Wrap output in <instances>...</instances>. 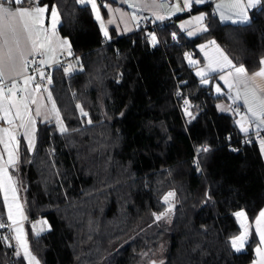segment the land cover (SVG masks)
<instances>
[{"label":"trees","instance_id":"obj_1","mask_svg":"<svg viewBox=\"0 0 264 264\" xmlns=\"http://www.w3.org/2000/svg\"><path fill=\"white\" fill-rule=\"evenodd\" d=\"M38 4L47 14L55 5L57 33L74 54L70 73L54 69L50 87L66 131L38 122L33 150L21 138L11 170L25 182L29 245L41 264H146L153 256L159 264L251 262L252 230L243 250L231 241L241 230L235 214L251 225L264 206L260 145L228 148L225 136L236 142L240 135L233 117L218 110L222 97L193 74L187 55L214 39L236 65L258 70L264 2L245 25L221 23L208 11L207 31L193 38L164 24L153 48L140 30L103 44L90 6L76 0ZM177 74L193 116L187 123L173 97ZM201 145L209 151L195 159ZM39 217L50 230L35 236L30 223ZM0 264L26 262L0 238Z\"/></svg>","mask_w":264,"mask_h":264},{"label":"crops","instance_id":"obj_2","mask_svg":"<svg viewBox=\"0 0 264 264\" xmlns=\"http://www.w3.org/2000/svg\"><path fill=\"white\" fill-rule=\"evenodd\" d=\"M39 1L40 0H30L29 3H26L24 5V7L31 8L37 6ZM162 2L167 3L169 5L177 2H180L182 4L183 0H99L97 6L100 11L101 20L104 25V28L102 29L103 35L105 30L108 33L107 36L104 35V40H109L110 38L115 40L121 37L134 34L135 32L138 31V28L136 26V21L140 16L145 17L148 21L161 24V26L164 24H169L174 22L175 27L177 29V35L181 34L186 38H193L198 34L205 32L202 29L206 27L205 17L208 14V11L212 13V15L215 16L221 23L231 24V25H245L248 24L250 21V12L253 9L259 7L260 4L264 2V0H261L260 4H257L256 6L252 8H248L246 10L248 17L246 21H243L240 17L236 16L234 14V10L228 8H224L223 11L225 12L226 15L231 16V18L224 20L221 19L220 12L217 11L216 9V4L227 5L231 3L232 0H214L213 2H209V0H205L203 4L193 3L191 9H186L179 12H173L169 7H159L158 5ZM244 2L247 3V0H244ZM132 3H137L138 5H140V7L133 8L131 7ZM31 4L34 5L31 6ZM86 5H89L91 8L90 4H86ZM205 7L208 10H200ZM92 13H93V17L101 27V20L96 19L95 12L92 11ZM201 14H204V20L201 22H197L199 23L200 26L197 30H194L192 32L193 34L190 36L188 33L190 32L191 26L188 25L186 22L194 20V17L199 16ZM110 20L112 21L111 23H109ZM233 21L236 22L234 23ZM182 25L184 27H181ZM44 27L51 29V26L48 23ZM16 30L19 38V48L17 49L14 44L12 45L14 63L16 67H15V71L8 73V75H12L17 82L20 80L21 87L26 88V91L23 92L19 90L17 91V101L20 103L21 113H24V109H23L24 103L28 105L29 109H33L35 115L37 108H39L40 115L39 116L36 115V117L38 119V122H41L47 120L45 117L50 114L48 111L49 110L48 108H50L49 102L46 101L45 99H40L38 101L36 100V102L33 103L32 102L33 100L28 99V101H25V99H23L26 96V94L30 92V88L28 87L31 84L32 86L35 85H34V81H32L28 85H23V78L27 75H25V71L23 70V64L21 61L20 53L22 52L26 59L31 58L33 55L37 53H43L42 54L43 60L47 61L43 65L52 66L57 62L60 53L62 51H65L63 46H61V42L64 39H61L59 37L57 30H56V35L51 36V44H49L48 41L45 40L42 35L38 43L40 42L44 43L45 45L44 48L38 49V52L35 54H30L32 53V45L28 39V34L24 32L22 25L18 23L16 24ZM49 35H51V33H49ZM211 41H215V40L210 39L205 42L197 44L196 55L195 56L192 54L187 55V65L192 69L193 74L199 80H201V83L204 86H208L210 84L213 93L216 96L222 97V100L219 103L225 102L224 105H226V107L229 105L230 112H224V113H227L233 117L234 125L238 133L245 134V132L241 131L240 124L237 122L241 121L242 116L247 115L249 116V118H251L250 114H248L247 112V106L244 104V100L246 98L248 99L249 103L257 110L259 109L260 100L264 99V77L255 75L261 69H264V64L260 63L258 70H256L255 72H248L245 69L246 70L245 74L237 73L235 72V67H240V66L236 65L231 60V58L225 53V51L220 47V45L216 41H215V45L212 44ZM0 44H2V41H0ZM224 57H227V60L231 61L232 66L228 65ZM262 59H264V57H262L261 60ZM190 60L195 61L196 63H190ZM210 64L212 68L216 69L215 71H212L210 69L209 67ZM202 70L205 72V75L203 77L201 75H197V73ZM229 73H231V75H229ZM221 76H223L224 79H220ZM202 80H207L208 83H203ZM225 81H228V83L231 84L232 87L229 88L228 84H226ZM217 87H220L221 92H224L225 94H216L215 91ZM233 88H235V90L237 91L236 94L230 93V91ZM2 115L3 114L0 113V116ZM12 115L13 117L15 116V109H12ZM22 116L25 117L26 115L23 114ZM192 118H193L192 115L187 117L188 120ZM2 122L6 123L4 120H2ZM15 122H18V120H15ZM244 123L246 127H249L250 129L249 132H257L254 125H249L246 121H244ZM260 131H264V130H260ZM260 150H261L262 158L264 160V151H262L261 145H260ZM0 154H3L5 159V153L3 152L1 147H0ZM10 169L11 168H9V173L11 174ZM12 177L13 180L16 182L17 181L16 176L12 175ZM2 194L4 197L3 191ZM10 196L11 193H9V197ZM6 209L8 213L7 206ZM261 211H264V206L261 209ZM260 212L253 220L251 225H249L247 229V235L245 236L242 246L240 245L239 241L237 244V246L240 248L239 251L243 250L245 244L249 239V235H250L249 229H251L256 238V244L253 249L254 258L251 262L247 264H261V261H264V257L259 255L256 251L257 248H260L261 251L264 252V243H261L260 234L257 231L258 227L261 230H264V222H262L260 225H257L256 223L257 220L261 219ZM13 215L15 219H21L23 222H26V219L21 218L15 206H13ZM30 226L35 231V236H40L50 230L49 224L45 218L32 221V223H30ZM244 234L245 233L241 235Z\"/></svg>","mask_w":264,"mask_h":264},{"label":"snow or ice","instance_id":"obj_3","mask_svg":"<svg viewBox=\"0 0 264 264\" xmlns=\"http://www.w3.org/2000/svg\"><path fill=\"white\" fill-rule=\"evenodd\" d=\"M30 0H0V41H2V44H0V113L3 115L0 116V119L4 120L10 127L9 128H2L0 129V144H3L4 146V153L7 155V159H4V155L0 154V191H3L4 193V201L5 204L8 207V221H11V223H7L0 218V228L8 227L12 231H15L16 236L15 239L20 242L21 247L24 248V254L25 257L28 259L29 264H39V261L36 259L35 256L31 254V252L27 249V244L25 240L23 239V229L20 226L13 227L14 225H18V221L14 218L13 215V206L16 207L17 212L21 216V218L26 219V217L23 216V212L21 209V206L16 203L17 200V188L15 187V181L13 180L12 175L9 173V168H12L15 170V165L18 162L19 157V151H18V141L15 134V128L17 125L15 124V120H21V123L18 125L20 128L25 127V123L23 122V116L21 113V106L20 103L17 101V91H26V88L21 87V85L16 81V79L12 75H8V73L15 71V63H14V57H13V48L12 45L14 44L16 48H19V38L16 30V24H20L23 27L24 32L28 34V39L31 42L32 45V53L35 54L38 52V49L44 48V43L38 41L40 40L41 36L43 35L44 39L48 41L49 44H51V36L56 35V26L59 23V13L53 5L50 10V16H51V29L44 27V14L45 12L49 11L47 6H34L31 8L24 7L26 3H29ZM79 4H90L91 9L93 12H95L96 19L101 20L100 11L98 9L96 0H76ZM205 0H183L182 4L180 2L173 3V4H167V3H160L159 7H169L173 12H179L186 9H191L193 3L196 4H203ZM261 0H247V3L244 2V0H232L231 3L224 5V4H216L217 11L220 12L221 19H230L231 16L226 15L223 11L224 8H228L231 10H234V14L238 17H240L243 21H246L248 19L246 10L248 8H252L256 6L257 4H260ZM131 7L138 8L140 5L137 3H132ZM135 18V17H133ZM160 18V17H158ZM123 20V17H122ZM195 22H201L204 20V15L201 14L199 16L194 17ZM112 21L110 20L109 23ZM234 23L236 21H233ZM181 27H184L183 25ZM101 28H104L103 22L101 20ZM203 31H207V28L204 27L202 29ZM51 33V35H49ZM190 36L193 34L191 31L188 33ZM104 35L107 36L108 33L105 30ZM173 39H175V34H173ZM151 41L153 44L156 43V36H151ZM68 41L65 39L61 42V46L64 44H67ZM212 44L215 45V41H211ZM70 49V45H69ZM43 54V53H39ZM21 61L23 64V70L26 72L27 67L29 63H35V60L28 61L23 53H20ZM225 61H227L229 66L231 65V61L227 60V57H224ZM46 60H42L40 63L44 64L46 63ZM190 63H196L195 61L190 60ZM261 64H264V59L260 61ZM210 69L212 71H215V68L211 67V64L209 65ZM35 71L40 72L41 79H44V74L41 71V69H35ZM245 68L243 66L235 67V72L240 74H245ZM197 75H201L202 77L205 75V72L202 70L197 73ZM231 75V73H229ZM256 76L264 77V69H261L259 72L255 74ZM35 77L33 76H25L23 78V85L30 84ZM220 79H224L223 76L220 77ZM11 81L9 84L8 82ZM203 83H208L207 80H202ZM49 83H51V80L49 79ZM226 84H228V87L231 88L232 85L228 83V81H225ZM40 85H36V90H39ZM47 91V89H45ZM216 91L219 93L221 91L220 87H217ZM49 99H51V94H49ZM35 103V100L32 101ZM185 105H188V100H184ZM244 104L247 106V112L250 114L249 116H242L241 121H238L237 123L240 124L241 131L248 133L249 127L245 126L244 121H246L249 125H254L255 129L257 130V134H259L260 130H264V99L260 100L259 102V109L257 110L254 108L246 98L244 100ZM12 109H15V116L12 115ZM24 114H27L30 109L28 108V105L26 103L23 104ZM53 111H56L55 105L53 104ZM81 112L83 115H87V113L83 112V109H81ZM187 112V109H186ZM190 114V113H189ZM36 115H40L39 108L36 110ZM58 116V113H57ZM91 122V121H89ZM28 123L35 125V120L32 118H29ZM35 131L33 127V132ZM61 131H66L63 127L61 128ZM27 139H28V146L31 150L34 147V136L29 135L26 133ZM261 149L264 151V140L261 141ZM208 152V147L201 146V148L197 149V152ZM198 166V165H197ZM9 193H11V201L9 200ZM174 193H169L168 196L164 198L165 202L167 203L168 198L170 196H173ZM168 211H171V208L168 209ZM155 215V214H154ZM167 215V212H163L160 215L157 216V219L163 218V216ZM237 217L244 216L243 212H237L235 214ZM260 220H257V225H260L262 222H264V211L260 212ZM257 231L260 234V241L261 243H264V230H261L259 227L257 228ZM247 235V230H245V234L241 235L237 238L232 239L231 243L234 248H236L237 251L240 250V248L237 246L238 241L240 242V245L242 246V243L245 239V236ZM7 239V237H5ZM257 253L264 257V252L261 251L260 248L256 249ZM261 264H264V261H261Z\"/></svg>","mask_w":264,"mask_h":264},{"label":"rangeland","instance_id":"obj_4","mask_svg":"<svg viewBox=\"0 0 264 264\" xmlns=\"http://www.w3.org/2000/svg\"><path fill=\"white\" fill-rule=\"evenodd\" d=\"M37 6H44V5H39L37 4ZM204 15V14H203ZM138 20V19H137ZM137 22V21H136ZM48 24H50L51 26V16H50V13L47 14L45 12L44 14V26H46ZM188 25H190V31L193 32L194 30H197L199 28V23L195 22V20H191V21H188L186 22ZM58 25V24H57ZM57 27V26H56ZM65 40V39H64ZM63 48L65 51H70L69 49V46H68V43L67 44H64L63 45ZM34 81V80H33ZM30 88V92L28 94H26V96L23 98L25 99V101H28L29 100H40V99H45L46 101L49 102V106L50 108H48L49 110V115L46 116L45 118L47 120H44V121H41V122H45L47 124H51V125H54L56 127V129L58 130V132L60 133H64L65 131H61V128L63 126L64 129L65 128V125L64 123L62 122L61 118H60V115L57 111V108H56V105H55V102L52 101V98L49 99V94L48 93H45V94H39L38 93V90H36V86H32V84L28 87ZM216 94H225L224 92H217L215 91ZM230 93H237V91L235 90V88H233ZM52 97V96H51ZM20 100V99H19ZM225 102H221L218 104V110L220 112H230V108H229V105L226 107V105H224ZM53 104L55 105V109L56 111H53ZM52 108V109H51ZM57 113H58V116H57ZM24 113H22L23 115ZM26 115L25 117H23V122L25 123V127L24 128H20L18 127V125L21 123V120H18V122H15V124L17 125V127L14 129L15 130V134H16V138H17V141H18V147H19V143H20V139L23 138V140L26 142L27 146H28V139H27V136H26V133L29 134V135H33L34 136V146H35V141H36V133H37V125H38V119L33 111V109H30V111L27 113V114H24ZM188 116H190L189 112H185V117L187 118ZM29 118H32L35 120V125L33 126L32 124L28 123L29 121ZM10 126L4 122H2V119H0V129L2 128H9ZM33 127L35 129V131L33 132ZM20 128V129H19ZM260 145H261V142H259ZM258 143V144H259ZM0 147L2 148L3 152H4V146L3 144H0ZM29 147V146H28ZM34 148V147H33ZM33 148L31 150H33ZM7 159V155L5 153V160ZM16 168V166H15ZM10 170H13L12 168ZM17 181L15 182V186L17 188V200H16V203H18L20 206H21V209H22V212H23V215L24 217L25 216V212H24V207H23V203H22V198H21V195L22 193L24 192V189H25V182L22 181V179H20L18 176L16 177ZM9 200L11 201V196L9 197ZM166 203V202H165ZM7 206V205H6ZM172 207V203L170 202V200L167 201V209L171 208ZM4 220H6L7 222L11 223V221H8V213H7V209H6V218H2ZM38 219H44V217H39ZM238 219V223L240 225V234L238 236H240L241 234L245 233V230L248 229L249 227V224L247 222V220L245 219L244 216L242 217H237ZM18 221V225H14L13 227H16V226H20L22 227L23 229V239L25 240L26 244H27V249L29 252H31V254L33 256L36 257V255H34L30 249V245H29V238H28V226L25 224V222H23L21 219H16ZM37 220V219H36ZM35 221V220H34ZM32 223V222H31ZM33 234L35 235V231L31 228ZM9 233V234H8ZM6 234V236L4 237H0L1 239H5V237H7V239H5V242L6 243H9L10 245L12 244V246L15 247V250H16V253L19 255V256H22L23 259L25 260L26 264H29V261L28 259L25 257V254H24V248L21 247V244L19 241H17L15 239V236H16V233L15 231H12L11 229H9V232ZM237 236V237H238ZM36 259L39 261V259L36 257ZM152 258L148 259L146 264H150L151 261H154L155 264H159V261L160 259L157 258L156 256H153V259L151 260ZM39 264H41V262L39 261Z\"/></svg>","mask_w":264,"mask_h":264},{"label":"built area","instance_id":"obj_5","mask_svg":"<svg viewBox=\"0 0 264 264\" xmlns=\"http://www.w3.org/2000/svg\"><path fill=\"white\" fill-rule=\"evenodd\" d=\"M214 0H209V2H213ZM96 3H99V0H96ZM79 4V3H78ZM34 4H31L33 6ZM81 6H84L86 4H79ZM136 26L138 30L142 31L144 34L145 39L151 40V36L156 34V30L161 27V24L154 23L151 21H148L145 17L140 16L136 22ZM115 40L110 38L109 40H106L105 42H102L105 44L106 42H114ZM74 57V54L71 51H62L58 57L57 62L52 65V66H45L41 64L40 62L43 60V56L39 53L33 55L31 58L27 59L28 61L35 60V63H29L27 67V71L25 72V75L27 76H33L35 77L34 79V85L36 86L37 84L40 85V88L38 90L39 94H51L50 87L52 85V77H53V70L58 68L66 73H70V60ZM35 69H41V71L44 74V79H41L40 72L35 71ZM49 79L51 80V83H49ZM9 84L11 83L10 81L8 82ZM19 84H21V81H18ZM184 85H185V80L179 79V74L175 75V88L173 92V97L175 100V103L177 105V108L179 110V113L182 117V119L187 123L189 121L185 117V112L187 109V112L190 109V102L188 95L184 92ZM47 89V91H45ZM184 100H188V105H185ZM231 135H226L225 140L228 145V148L230 150H236L240 146L247 145V144H253V143H259L264 139V131H259V134L257 132H249L245 134H240L236 138V142L231 139ZM205 146V145H201ZM199 146L197 149L201 148ZM195 152L194 158L196 159L198 155L204 154L207 152ZM3 221L7 222L6 220L2 219ZM9 223V222H7ZM9 232V228H0V237L6 236V234Z\"/></svg>","mask_w":264,"mask_h":264},{"label":"water","instance_id":"obj_6","mask_svg":"<svg viewBox=\"0 0 264 264\" xmlns=\"http://www.w3.org/2000/svg\"><path fill=\"white\" fill-rule=\"evenodd\" d=\"M149 46H150V48L154 47V44L152 43L151 40H149ZM150 264H155V263H154V261H151Z\"/></svg>","mask_w":264,"mask_h":264}]
</instances>
